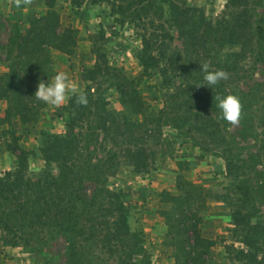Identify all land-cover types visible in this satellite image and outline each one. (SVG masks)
I'll use <instances>...</instances> for the list:
<instances>
[{
    "label": "trees",
    "instance_id": "trees-1",
    "mask_svg": "<svg viewBox=\"0 0 264 264\" xmlns=\"http://www.w3.org/2000/svg\"><path fill=\"white\" fill-rule=\"evenodd\" d=\"M56 1L44 0L48 13L31 20L24 33H12L9 38L10 48L19 53L9 72L0 75V99L12 98L9 110H20L24 121H29L33 112L29 98L38 83L45 81L49 49L72 53L76 44L75 31L60 28ZM68 1L76 8L106 4L116 22L131 24L141 41V66L146 71L158 69L166 91L162 107L146 114L143 100L133 94L126 78L113 74L104 54L98 53L94 67L83 76L88 83L83 89L87 106L78 105L75 96L63 106L67 126L80 128L93 121L102 141L114 139L113 131L122 136L126 145L123 156L138 174L156 169L157 150L147 145L149 139L160 145L163 125L200 137L203 149L222 158L227 175L237 181L239 197L231 224L234 241L240 246L228 248L234 253L233 259L239 264H264V220H254L259 213L257 194L264 204V81L254 80L250 69V61L264 66V28L256 32L251 0H226L225 10L216 20L187 0ZM204 63L210 71H226L229 79L225 82L245 83L239 91L242 114L255 107L260 114L252 119L250 128L259 131L256 155L246 158L240 142L229 137L227 125L215 110V97L227 95L224 84L208 88L201 70ZM170 73H175V78ZM113 77L118 79L121 102L134 113L145 114L141 121L125 120L124 129L108 107L101 84ZM31 82L36 87H31ZM245 125L241 120L239 136L243 140L248 137ZM82 143L77 134H43L39 151L44 163L38 174L29 171V151L17 150L16 146L11 149L17 165L0 176L3 243L41 253L40 244L61 235L66 243L65 264H152L140 233L131 231L129 208L122 194L107 187L108 177L114 174L113 158H101L83 173L76 166ZM258 166L260 170L255 169ZM83 176L95 185L90 199L81 196ZM170 200L175 264H206L215 241L201 236L198 221L186 214L191 204L187 197L171 196ZM89 255L92 257L87 262L84 257ZM102 255L107 258L102 259Z\"/></svg>",
    "mask_w": 264,
    "mask_h": 264
},
{
    "label": "rangeland",
    "instance_id": "rangeland-1",
    "mask_svg": "<svg viewBox=\"0 0 264 264\" xmlns=\"http://www.w3.org/2000/svg\"><path fill=\"white\" fill-rule=\"evenodd\" d=\"M187 2L191 6L202 8L209 18L216 20L225 10L226 0ZM42 4L45 5L44 0ZM54 9L60 16L61 30L70 28L75 31L76 44L72 53H65L53 47L49 49L48 61L44 63L45 82L51 81L57 70L65 71L78 90H83L88 84L83 79L84 73L94 67L97 54L102 53L108 65L115 70L113 74L124 76L133 94L143 100L146 114L162 107L166 89L161 85L158 69L146 71L141 66L138 59L141 41L131 24L116 22L110 16L106 4H85L76 8L68 0H57ZM251 10L256 32L259 33L264 28V0H251ZM47 13L46 8L43 15ZM33 19L23 21L18 17H7L5 20L0 18V75L7 74L10 65L18 57L17 49L10 48L11 34L24 33ZM251 63V75L254 80L264 81V66ZM170 76L175 78L176 74L170 73ZM221 82L227 95L232 94L240 98L239 91L245 87V83ZM117 83L118 79L115 77L101 82L105 98L109 102L108 107L115 111L124 129L125 120L141 121L145 114H136L121 102ZM30 86L36 87L33 82ZM10 101L12 98L0 99V176L4 171L16 167L17 158L11 151L15 146L17 150L25 149L30 152L29 171L38 174L44 163L39 151L43 134L81 135L83 143L80 156L76 160L77 169L85 173L95 167L99 159L113 158L111 163L114 165V174L108 177L107 187L122 194L129 208L128 222L131 231L140 233L152 264H175V248L172 246L169 227L172 216L169 210L173 206L171 196L187 197L191 201L186 214L198 221L201 236L215 241V245L209 250L206 264H239L233 259L234 253L228 249L230 246H240L234 241L231 224L239 197L237 181L227 175L222 158L203 149L204 144L201 145L200 137L170 125H163L160 145H155L152 139H149L147 145L157 150L156 169L138 174L123 156L126 145L122 136L113 131L111 136L114 139L102 141V134L94 129L93 121H86L80 128L67 126L68 117L63 111V106L69 100L59 107H53L31 96L28 103L33 106V112L28 115L29 121L23 120L25 117H22L20 110H9L12 107ZM215 108L212 109L221 115L217 105ZM256 108L242 114L241 120H245V126L248 128L245 131L248 134L246 140L239 136L241 120L238 125L233 126L222 119L228 127L229 137L240 142V148L246 158L248 154H257L259 131L250 129L254 125L252 119L260 116ZM255 169L260 170V166ZM253 176L254 182L255 174ZM81 184V196L90 199L95 188L94 183L84 177ZM256 203L259 213L254 220H264V204L258 194ZM0 244H4L1 231ZM65 245V239L60 235L46 244H40V250H43L41 253L11 246L12 253L9 258L15 259L17 252H21V264H65ZM95 254L99 255V252ZM91 257H84V260L87 261ZM101 258L107 257L102 255Z\"/></svg>",
    "mask_w": 264,
    "mask_h": 264
},
{
    "label": "clouds",
    "instance_id": "clouds-1",
    "mask_svg": "<svg viewBox=\"0 0 264 264\" xmlns=\"http://www.w3.org/2000/svg\"><path fill=\"white\" fill-rule=\"evenodd\" d=\"M11 2L19 8L21 5H31L33 0H11ZM201 70L205 73L204 80L209 86L208 88L229 79V74L223 69L210 71L208 63L201 65ZM72 96H75V102L78 105L87 106L86 93L83 90H78L77 85L71 80L67 72L59 70L56 71L51 81L41 80L34 93L36 100L53 107L65 104ZM215 100L217 101V107L221 110V118L233 126L238 125L243 113L240 98L229 94L224 97L217 95Z\"/></svg>",
    "mask_w": 264,
    "mask_h": 264
},
{
    "label": "crops",
    "instance_id": "crops-1",
    "mask_svg": "<svg viewBox=\"0 0 264 264\" xmlns=\"http://www.w3.org/2000/svg\"><path fill=\"white\" fill-rule=\"evenodd\" d=\"M46 11L45 5L42 4V0H33L31 5H21L16 7L11 0H0V18L5 20L7 17H18L19 20L27 21L35 17L43 15ZM11 246L0 244V264H18L22 261L23 253L17 252L15 259H10ZM21 264V263H20Z\"/></svg>",
    "mask_w": 264,
    "mask_h": 264
}]
</instances>
